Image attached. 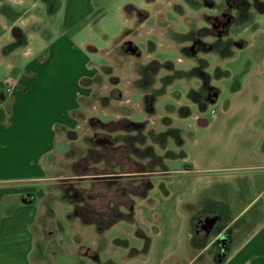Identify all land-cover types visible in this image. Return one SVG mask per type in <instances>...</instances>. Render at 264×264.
<instances>
[{"label":"rangeland","instance_id":"374dc122","mask_svg":"<svg viewBox=\"0 0 264 264\" xmlns=\"http://www.w3.org/2000/svg\"><path fill=\"white\" fill-rule=\"evenodd\" d=\"M10 1L13 8L19 10L30 6L33 0ZM65 1L66 6L64 5L63 12L56 19L43 14L41 19L38 16L32 21L36 27L32 24L22 27L26 39L14 53L20 57L24 51H28L30 56L49 55V37L53 36L54 39L61 35L59 33H62L63 26L68 22L67 36H71L73 42L81 46V50L89 57L88 62L97 69L91 99L86 105V108H90L89 114L82 112L81 123L70 134L64 133V139H69L70 142L69 150L65 157L49 160L52 169L49 167L45 170V174L52 175L53 179L47 182V206L40 220L53 226H47V230L51 229L52 234H56L45 244V264H141L140 257L135 254L145 248L146 239H143L142 231L153 239L150 249L155 255L164 247L163 241L177 235V216H187L183 227H189L190 216L183 204H180L192 201L196 188H201L203 192L196 194L197 202L203 201L217 207L221 204L220 201L232 203L229 218H234L231 228L236 232L238 223L251 216L262 198L251 203L254 193L242 195L231 183H208L206 178L200 181L203 173L199 165L206 149L205 139L215 134L221 137L219 145L230 141L232 119L230 118L228 127L222 130L219 128V132L216 130L219 125L214 122L207 127H200L196 119L199 116L212 119L225 104L233 103L236 98L235 86L238 84L244 90L238 102L244 104L248 101L251 87L256 84L255 75L259 73L264 80V14L250 7L247 11L249 18L242 16L248 20L240 18L229 29L227 37L245 40L243 47L234 45L230 47L231 53L225 56L219 50L203 51L196 53V58L184 48L190 44L185 34L190 30L196 31L200 27L209 26L208 21L205 23L204 15L218 14L222 9V0H207L208 4L215 1L218 5L213 10L206 8L202 0ZM128 5L136 7L141 13L129 8L126 10ZM204 31H201V35L206 43L215 40L214 33L205 37ZM126 40L137 46L139 55L121 47ZM44 44H47L45 51L41 50ZM61 55L76 56V53L66 52ZM203 63L204 71L209 74L210 84L218 88L220 93L215 103L208 104L206 109L200 111L197 100L200 101L201 97L192 96L190 92L202 91L200 87L203 78L195 70ZM5 72L0 67V92L5 88L2 81ZM258 86L260 88L259 84ZM146 94L149 96L146 97ZM146 107H150V110ZM127 121L142 122L143 129L137 131ZM240 121L245 119L241 117ZM102 122L109 124L104 127ZM263 123L264 110L257 117L254 127L263 130ZM170 127H178L186 140L183 146L187 152L185 158H167L164 153L168 148L178 151L174 144L176 142L169 138L162 146L156 138L157 133ZM192 134L196 137L195 141L190 140L189 136ZM134 135H139V138L127 137ZM64 139L57 138L53 141L52 150L65 152L68 144ZM108 139L111 140V145L106 142ZM120 145L121 154H115L110 149ZM216 146L213 147L214 153L219 147ZM147 147H151L156 155H162L163 164L172 172L164 177L165 169L155 164V172L150 175L154 187L148 191L147 197H141L133 191L136 182L128 184L126 178L147 174V170L142 172L143 169H140L142 166L148 168L151 164L150 158L144 154ZM222 148L224 147L220 146V152L216 154L220 155ZM226 150L227 147L225 152ZM126 155L131 161H128ZM46 156L42 159L45 166ZM110 157L115 160H109ZM213 160L216 164L232 162V158L228 157L222 160L215 157ZM111 161L115 163L112 165ZM186 164L191 166L189 169L194 170H184ZM222 166L227 168L231 163ZM258 171L248 170L255 175ZM224 172L227 171L217 170L212 174ZM31 184L43 187L41 182ZM68 184L80 189L85 201L102 211L107 206L125 212L130 201H133V220L119 218L111 226H108L109 221L103 220L104 228L101 231L93 225L85 224L76 217L77 203L63 194L62 190ZM122 192L127 197L122 196ZM31 194L36 203L42 200L38 193ZM239 195L243 196L242 200ZM90 217L101 222L96 215ZM77 243L79 253L83 256L75 251Z\"/></svg>","mask_w":264,"mask_h":264},{"label":"crops","instance_id":"0c3cea01","mask_svg":"<svg viewBox=\"0 0 264 264\" xmlns=\"http://www.w3.org/2000/svg\"><path fill=\"white\" fill-rule=\"evenodd\" d=\"M64 5L65 0H33L30 6L16 10L10 0H0V67L6 71L3 80L1 78L5 88L0 92V264H45V244L56 235L52 234L51 229L47 230V226H53L40 220L47 206V182L53 179L52 175L45 174V170L49 167L52 169L49 160L65 157L70 142L68 138L64 139V133L70 134L81 123L82 112L87 115L90 112L86 105L91 99L97 69L88 62L89 57L81 46L67 36L68 22L59 33L61 35L54 39L53 36L49 37V55L30 56L28 51H24L21 57L14 54L26 39L22 27L32 24L38 16L41 19L43 14L56 19L63 12ZM32 25L36 27V24ZM15 27L20 30L23 39L14 33ZM46 47L47 44H44L41 50L45 51ZM74 51L76 56L61 55ZM255 82L247 102H238L239 96L244 94L240 84L234 90L236 98L233 103L225 104L212 119L197 117L206 119V124L200 125L197 119L196 123L200 127H207L214 122L219 125L216 130H222L228 127L232 119L230 141L219 145L221 137L215 134L205 139L206 149L199 165L203 173L200 181L206 178L208 183H231L242 195L254 193L251 203L262 198L258 208L247 220L237 224L236 232L230 228L227 253L221 259H215L209 253L205 254L203 249L193 246L190 229L183 227L187 216H177V235L163 241L164 247L155 255L150 249L153 239L142 231V237L146 239L145 248L135 254L140 257L141 264H264V127L259 125L263 130L254 127L257 117L264 110V80L259 73L255 75ZM218 97L219 94L215 102ZM241 117L245 121H240ZM189 137L191 141L196 140L193 134ZM57 138H63L68 144V149L63 153L52 150L51 144ZM185 143L184 139L183 146ZM215 145L219 147L214 153ZM220 146L224 148L219 155L216 153L220 152ZM182 148L186 157L187 152ZM45 155L46 166L42 162ZM215 157L217 160L232 158V162L216 164L213 160ZM228 163L231 166H222ZM190 167L186 164L184 170L193 171L194 168ZM217 170L227 172L212 174ZM248 170L259 171L255 175ZM171 172L169 169L163 176ZM31 182H41L43 187ZM31 192L38 193L42 200L36 203ZM200 192L203 193L201 188H196L193 200L180 204L187 209V215L190 207L197 205L196 196ZM239 199L242 200L243 196ZM220 203L229 214L232 203ZM88 206L86 202L77 203L76 217L101 231L103 223L90 217ZM233 219L230 218V224ZM76 245L75 251L83 256L79 253V244Z\"/></svg>","mask_w":264,"mask_h":264},{"label":"flooded vegetation","instance_id":"af4514ba","mask_svg":"<svg viewBox=\"0 0 264 264\" xmlns=\"http://www.w3.org/2000/svg\"><path fill=\"white\" fill-rule=\"evenodd\" d=\"M261 0H222V5L221 10L219 11L218 14H205V23L208 21L210 24L209 26H203L198 28L196 31H189L188 34H185V37L187 36L188 40L190 41V44H188L187 47H184L185 50H187L190 54L193 56L196 53H201L203 51H208L209 45L213 44L212 42L206 43L202 39L201 31L205 30L204 34L205 37L208 34H213L215 35V40H214V45H221L225 46L226 49H230V47H233L237 42L230 37H227L229 35V29L234 26L240 18H243L242 16H248L247 11L251 7L255 9L258 12V4ZM202 3L206 6V8L213 10L216 8L218 5L216 4L215 1H211L208 4L207 0H202ZM129 6V5H128ZM127 7L130 10H136L139 14L138 9L136 7H133L130 5ZM52 19V18H51ZM14 33L18 36V38H22L20 30L15 27L14 28ZM224 37H227L225 40ZM230 38V39H229ZM130 40H126L122 44V48L124 50L128 51L127 48L130 46L128 43ZM126 45V46H125ZM131 46H134L131 44ZM211 51V50H209ZM137 52V51H136ZM196 57V56H194ZM197 58V57H196ZM195 58V59H196ZM200 60L201 58L198 57ZM205 90L200 92L201 96V101L200 103H206L209 104L211 101L215 98H211L212 95H214L213 88L211 86L205 85ZM199 105V104H198ZM101 140V139H99ZM106 142H109L108 144H112L111 140H106ZM109 148V146H108ZM117 148V149H116ZM110 149L113 150L115 154H121V149L122 146L118 147H110ZM128 161H131L130 158L126 155L125 156ZM109 160H115V158H108ZM151 164L149 167H144L142 166L140 169L147 170V174L141 173L139 177H132L128 179L126 178V183L131 184L132 182H136L135 190L134 192L138 193L137 195H140L141 197H147L148 191H150L153 187L154 184L150 180V175L155 172L154 167L158 165V162H155V160H149ZM112 162V161H111ZM114 162H112L113 165ZM135 164L139 165L137 162H134ZM132 164V163H131ZM156 164V165H155ZM141 166V165H140ZM165 168V167H164ZM166 168L167 165H166ZM165 171H168V169ZM147 175V176H144ZM136 180V181H133ZM63 194L71 201H74L76 203L79 202H86L84 193L76 188L75 186L68 184L63 188ZM130 191H132L130 189ZM129 191V192H130ZM127 194L125 192H122V196H126ZM127 197V196H126ZM127 199V198H126ZM127 202V200H125ZM128 203V202H127ZM77 205V204H76ZM89 205V204H88ZM90 210V215H96L97 218L101 219L100 221L102 222L103 220H107L108 226H111L114 222L119 220V218H123L126 220H133V214H134V202L130 201L127 211L122 212L115 210V207H107L105 210H99L97 209L95 205L88 206ZM108 210V212H106ZM189 221H188V228L190 229L191 233V238L190 241L193 246L197 248H201L204 250L205 254L209 253L213 255L215 259H221L223 258L228 249V240L227 238L229 237V230L231 228V224L229 223L230 218L228 212L225 211L224 208H222L220 205L217 207L213 204H205L203 201H199L197 205H193L190 207V213H189ZM212 219V224L210 227H205L206 220ZM93 258H97L96 255H92Z\"/></svg>","mask_w":264,"mask_h":264},{"label":"trees","instance_id":"16d2710c","mask_svg":"<svg viewBox=\"0 0 264 264\" xmlns=\"http://www.w3.org/2000/svg\"><path fill=\"white\" fill-rule=\"evenodd\" d=\"M248 18H249V15H248ZM248 18H243V20H248ZM250 21V20H249ZM226 40V39H225ZM237 43L241 44L242 46H244L246 44V41L245 40H235ZM213 44L209 45V49H207L208 51L209 50H219V52L222 54V56H225L229 53H231V50L229 49H226L225 46H222L221 45H214V41L212 42ZM204 64H201L199 65L198 67V70H195L196 73H198L201 78H203V84L202 86L200 87L202 91L205 90V85L207 86H211L213 88V91H214V95L211 96V98H216L219 94V89L216 88L215 86L211 85L210 82H209V74H207V72L204 71L205 67H204ZM239 84L236 85L235 87L238 88ZM200 94V91H195L193 90L192 92H190V95L192 96H197ZM149 96L148 94H146V97ZM200 96V95H199ZM201 97V96H200ZM201 101V99H200ZM199 100H197V103L199 104V109L200 111H203L205 109V107L208 105L206 103H200ZM148 110H150V107H146ZM90 120V119H89ZM91 121V120H90ZM128 125H131V126H134L137 128V131L138 130H142L143 129V123L142 122H135V121H127ZM103 126L106 127L109 123L107 122H102ZM103 127V128H104ZM105 129V128H104ZM128 138H131V139H134V138H139V135H134V136H127ZM134 137V138H133ZM142 138V136L140 137ZM156 138L159 139V143L164 146L165 144V140L166 139H169V138H172L174 139V141L176 143H174L177 148H178V151H172L170 150L169 148L165 151L164 154H166L167 158H184L185 157V151L183 150V144H184V138L182 137L181 135V130L178 128V127H170L168 128L166 131H163V132H160V133H157L156 134ZM156 139V140H157ZM122 146V145H121ZM117 149V148H116ZM150 150V152L148 151ZM144 152V151H143ZM145 157L147 156L148 158H150L149 160H155V162H158V165L161 166V167H165L164 169H168L166 168V165L163 164L162 162V155H156L155 153H153L151 147H147L146 150H145ZM169 170V169H168Z\"/></svg>","mask_w":264,"mask_h":264},{"label":"water","instance_id":"95a60500","mask_svg":"<svg viewBox=\"0 0 264 264\" xmlns=\"http://www.w3.org/2000/svg\"><path fill=\"white\" fill-rule=\"evenodd\" d=\"M258 12L261 13V14H264V1H260L259 2V4H258ZM128 43L130 44V46L127 48V50L130 51L131 53H136V55H139V52H136L137 51V46L136 45L131 46L132 41H128ZM235 46H237V47H243L239 43L235 44ZM211 102L212 103L215 102V99H213ZM197 122L200 125L201 124L203 125V124H206L207 120L206 119H203V118H198L197 119ZM211 224H212V219L206 220L205 227H210Z\"/></svg>","mask_w":264,"mask_h":264}]
</instances>
